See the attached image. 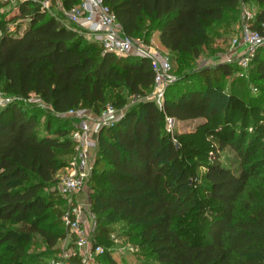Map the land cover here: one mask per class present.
I'll return each instance as SVG.
<instances>
[{
  "label": "trees",
  "instance_id": "trees-1",
  "mask_svg": "<svg viewBox=\"0 0 264 264\" xmlns=\"http://www.w3.org/2000/svg\"><path fill=\"white\" fill-rule=\"evenodd\" d=\"M55 1L48 11L40 0H0V90L19 98L0 108V244L12 251L0 264H34L24 259L31 240L53 247L70 230L57 171L76 142L49 120L39 126L30 96L63 118L70 109L99 114L107 89L122 95L123 105L153 84L148 58L104 52L60 21ZM59 1L66 9L79 2ZM104 1L132 39L157 33L176 80L163 108L145 100L99 128L108 140L88 182L102 194L103 209L140 222L159 264H264V105L233 90L213 103L208 83L230 74L231 63L197 75L191 66L205 52L207 26L243 25L249 1L263 7L249 20L261 30L264 0ZM254 58L264 80V57ZM166 117L192 125L168 131Z\"/></svg>",
  "mask_w": 264,
  "mask_h": 264
},
{
  "label": "rangeland",
  "instance_id": "rangeland-1",
  "mask_svg": "<svg viewBox=\"0 0 264 264\" xmlns=\"http://www.w3.org/2000/svg\"><path fill=\"white\" fill-rule=\"evenodd\" d=\"M17 1H13L11 5H15ZM10 5V6H11ZM244 11L255 13L263 7L252 1L245 3ZM9 7V6H8ZM57 10V9H56ZM54 11V9H51ZM207 46L202 56L198 57L191 63L192 73L197 75L196 70L204 67L215 68L220 63H231L232 72L230 74L222 73L218 81H210L207 89L209 97L213 103L222 98L223 92L233 90L239 92L248 102L259 103L264 105V80L260 79L256 71V57H264V45L250 49L245 46L234 45L233 38L240 37L243 31L242 24L234 25L232 30L223 31L222 25L207 26ZM157 33L149 36L148 41L141 39H133L134 46L137 47H153V50L162 54H168L165 48L159 44ZM88 39V38H87ZM94 41L95 38H90ZM135 50V49H134ZM244 57L252 59L251 63L244 70L240 66V61ZM173 65H176L173 62ZM240 68L238 71L237 69ZM243 73V74H241ZM200 78L195 77L193 83L199 84ZM1 91V90H0ZM3 92V91H1ZM5 93V92H4ZM174 90L168 94L171 95ZM8 95L7 93H5ZM167 94V95H168ZM107 100L102 106L113 105L116 109L111 121L121 117L130 107H138L140 103L148 100L147 93L142 97L125 96L123 105L121 96L111 90H106ZM31 105L37 106L39 126L45 125L49 120L53 129L67 131L73 139V131L76 129L77 121L82 118H74L64 116L56 118L45 113L48 106L39 100L28 101ZM104 109V108H103ZM86 118L91 123L90 138L87 141V156L83 157L80 150H75L73 155L63 156L61 159L66 161V165L57 171L58 185L62 189L63 179L70 172V166L75 161V166L86 172L83 180V187L78 191H71L63 196L61 207L69 210L73 207H79V223L83 230V235L88 241L86 248L79 249L76 244L75 232L69 230L63 238H60L55 246L51 247L41 238L36 236L26 246L25 260L34 264H159L156 259L155 252L151 249L147 241L144 239L142 226L140 222L124 218L122 215L114 214L110 209H103L99 196L102 195L98 189L91 187L88 182L91 176L92 168L96 158L102 151V141H107V135L99 133L100 121L96 118L97 114L88 111ZM188 124L176 122L172 127L166 124L170 131H183L188 129L192 122ZM109 125H102V127ZM101 128V127H100ZM45 131L42 127L41 133ZM40 133V134H41ZM106 137V138H105ZM110 137H113L111 135ZM74 140V139H73ZM224 155L233 158V152L227 150ZM11 229L17 228L16 225L7 224ZM105 228L109 230L106 231ZM100 246V250H96V246ZM77 253L80 261L74 259ZM12 251H6L4 245L0 244V262L10 260Z\"/></svg>",
  "mask_w": 264,
  "mask_h": 264
},
{
  "label": "built area",
  "instance_id": "built-area-1",
  "mask_svg": "<svg viewBox=\"0 0 264 264\" xmlns=\"http://www.w3.org/2000/svg\"><path fill=\"white\" fill-rule=\"evenodd\" d=\"M43 9L51 11L52 0H40ZM55 7L60 11L62 16L60 21L68 27H74L87 38H95L101 45L104 52L115 53L117 55L134 54L146 57L150 61L153 71V84L148 92V100L152 101L159 108H163L165 92L167 87L176 80L173 72V66L168 54H162L153 50V47H135L134 40L126 35L119 23L116 21L114 13L109 9L104 0H79V2L66 9L59 0L55 1ZM253 17V13L245 10L243 14V31L240 37L232 40L234 45L245 46L250 49L264 45V22L261 24V30L250 27L249 20ZM135 49V50H134ZM250 61L249 57H244L240 61V66L245 70ZM243 74V73H241ZM19 100L16 96L6 95L0 91V108ZM33 100V96L27 101ZM116 109L113 105H107L101 110L96 118L102 125H110L113 121L110 118L114 115ZM89 113L80 109H70L66 115L82 118L79 119L76 129L73 131V139L76 142V150L81 151L83 157L87 156V141L90 138L91 123L86 118ZM167 125L172 127L176 123L172 117H166ZM170 131V129H168ZM70 166V172L63 179L62 192L63 196L71 191H78L83 187V180L86 172L75 166V161ZM79 207H73L65 211L63 215L64 223L69 229L75 232L76 244L79 249L86 248L88 241L83 235V230L79 223ZM100 246H96V250H100Z\"/></svg>",
  "mask_w": 264,
  "mask_h": 264
},
{
  "label": "crops",
  "instance_id": "crops-1",
  "mask_svg": "<svg viewBox=\"0 0 264 264\" xmlns=\"http://www.w3.org/2000/svg\"><path fill=\"white\" fill-rule=\"evenodd\" d=\"M156 37H157V35H156ZM157 40H158V38H157ZM159 42V41H158ZM160 44V43H159Z\"/></svg>",
  "mask_w": 264,
  "mask_h": 264
}]
</instances>
